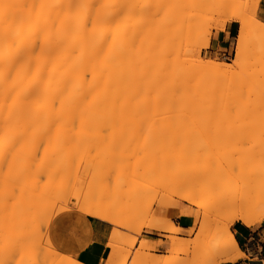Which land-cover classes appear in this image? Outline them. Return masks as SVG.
<instances>
[{"label":"bare ground","instance_id":"bare-ground-1","mask_svg":"<svg viewBox=\"0 0 264 264\" xmlns=\"http://www.w3.org/2000/svg\"><path fill=\"white\" fill-rule=\"evenodd\" d=\"M156 1L158 2V0H0V186H2L0 188V198L2 196V198L4 199L9 196L4 201L3 199L0 200V220H2V218H5L3 219L4 222L0 221V223L3 224L0 225V228H2L0 231L3 232L4 230H6L5 232L0 233L2 234L0 235L1 237L4 236L6 238H9V232H12V228H14H9V221L8 218L5 217V215H7L10 211H16V213H18L19 215L20 207L24 206V203H26H23L22 201H25L26 197H28L29 199L31 198L33 200L35 198V201L37 200V198L38 200H40L39 195L41 193L40 191V194L37 192V187H39L40 183V178H38V176H41L48 172L50 173V170H53L51 168L54 167V165L58 166L59 172H61V170H64L67 173H70V171L71 174L73 173L71 170L72 166L66 167L63 164L59 165V161L61 160H58V158H56L57 156L55 157V155L54 157L46 156L44 159L41 156L42 159H39L41 162H38V159H36V156L39 152L38 150H40V148L36 146L38 145V142L45 141L46 145H44L47 146V142L48 144L50 142V144H53V142L59 140L61 136H66L64 139L68 141L69 135L72 132V128L75 131L74 126H77L76 128L78 130H76L78 133H75L77 134L79 139L83 136V134H85L82 131H85V129L93 130L89 132H95L96 130V132L94 133L95 136L92 133H90L89 135L88 131H85L86 133H88L89 136H91L89 142L91 141L92 137L98 139L99 135L102 134L98 140L94 138L96 142H94V140L91 141L93 143H98L99 145L101 143H104L103 139L108 138V136L107 138H104L106 137V135L104 136L105 133L103 132L105 130L108 131L109 129H111V125L108 121V118L110 117V119H113L114 117H117L120 119V116H117L116 114L126 116L127 114H134L137 115V117L138 115L143 118L145 117L144 119H152L157 115L160 116H158L159 118H163L162 116L165 115L168 116V114H173L177 116L181 115L182 108L184 106V99L186 100L185 92H187V90L184 89V86L186 85L184 84L185 64L183 62V54L185 53L182 54L180 52V47L182 45L179 46L180 44L177 40L176 43L174 40L169 39V37L167 38V36L169 35L167 34L165 36L164 32L161 29L160 23L158 24L157 21L159 14L157 13V17L156 12L158 4ZM174 1L176 3L180 2V0ZM161 9L163 8L161 7ZM232 17L230 16V18ZM235 18L239 19L236 16ZM241 22V31L239 39L236 43L235 57L233 59L232 64L226 62L215 63L212 61L204 64L202 63V61H198L201 65L203 64L202 68L208 70L211 74L213 73V75H215V77L217 78H223L226 76L229 79L233 75V72L235 73L236 70L240 72V70L245 67L248 51L247 46H245V44L243 43L242 36L246 31H248L246 30V28L248 29V27L246 26L245 28L246 23L242 20ZM262 27L264 28V24L262 25ZM168 31L171 36L172 33H170V30ZM173 45H177V48ZM172 47H175V49H173ZM251 70L252 71H249L248 68V74L245 72V74H247V77L243 79V76L245 77L246 75H242V77L240 76V79L242 80L239 79V81H236V83H230L231 86L229 84L227 85L229 87H225L226 85L224 84L225 88L228 89L231 87L232 90H235V88L241 86V83L243 84V82H249V80H252V84L249 82L251 85H248V88L243 87L244 89L240 93H238L236 98L234 97L235 95L232 97L235 98V100L233 99L234 101H230L224 106L219 104L215 105L214 103L213 106H207L206 104H204L206 105L204 109L208 113L210 111V114L211 112H216L218 116L223 119L220 122H223L222 124H224L226 127H230L233 125L236 126V128L233 127V130H231V128L229 131L223 130V128H221V131H226V133L228 132V135L232 136L230 137L231 139L234 137L235 134H237L240 135V138H238L237 136L238 139H241L242 137V140H244V134L245 141H242L244 143L248 141L253 142L255 145L256 141H261L260 144L256 142L257 145L255 146L256 148H258L257 146L259 145V153L261 152L264 154V64L260 63L257 67H253V69ZM242 71L245 70L243 69ZM187 81L191 83L190 80ZM224 83L227 82L225 81ZM247 84L243 85L246 86ZM229 95L233 94L229 93ZM207 107L209 111L206 110ZM192 111L193 107H190L188 114H191ZM201 112L203 113V110ZM198 115L197 113L196 117H194V115L192 117H188L187 115V117H185L184 119L187 121L190 120L189 123H191L192 125L199 124L200 127H202L201 125L204 126L205 124V118L203 117L204 120H202V118L200 119V115L199 117H197ZM100 119L103 124L100 122ZM199 120L201 121L198 122ZM76 121L78 123L77 125L75 124ZM98 122H100V124H102L103 126L98 125ZM207 123L208 121H206V124ZM215 124L217 123L215 122ZM79 125H83V127L80 128ZM86 125H88V127ZM108 127L109 129H107ZM112 127L116 129L115 127L117 126L113 124ZM79 131L81 132V134H83L78 135L80 133ZM111 132H113V129L110 130L109 134ZM117 132L119 133V137L122 139V135L124 133H120L121 131L119 132V130H117ZM226 133L224 132L223 134L226 136ZM220 134L223 136L222 132L219 131V135ZM88 135L86 137L85 134L86 140L83 139V141L85 140L84 143H82L80 146L77 145L79 147L78 150H80V152L82 153H86L85 151H87V147L86 150L85 148H82L81 150L80 147L84 146L83 144H85L87 139H89ZM216 135L219 136L218 133ZM113 136L114 134L112 136L110 134L109 137L111 138ZM33 138H36L35 141H37L34 143V147L31 145V143L33 142ZM113 138H116V136ZM120 138L118 140H121ZM227 138L230 139L229 136ZM63 140L60 144L64 142ZM83 141L80 140V143ZM125 141L128 142L127 140ZM134 141V143H140L139 140H136V138L134 139ZM29 143L32 146L31 149L33 148L32 150L35 149V151H32L30 148H28V146H30ZM93 143H91V145L94 146L93 148L96 149V147L98 146H96L97 144L93 145ZM138 144L136 143L137 148H139ZM44 145L42 147H45ZM91 145L88 151H91ZM131 145L134 147V144H130L129 146ZM49 146L51 147V145H48L47 147ZM144 147L148 149L146 145ZM62 148L65 152H67L66 148H64L63 146ZM162 148H160L159 146L157 150L156 146H154L153 149V144L149 146L150 150H155H152V152H154L153 159H151V157H148L149 159L147 158L148 154L150 153L149 149L148 151L146 150L147 155L145 153H143L145 154L144 156L143 154H141L142 158L139 157L141 158V160L145 159L147 161L148 159V162L151 163V165L148 167L146 165V162L145 166L144 164H139L140 169H142V165L144 170V167H147L146 170L142 172V176L145 175V172L147 173L149 169H153L154 166L155 168L157 167L158 164H156V161H158L159 158V160H161L160 162L164 164L162 165L163 167L158 166L159 168H161V174L157 171L160 176L156 174L155 178L163 176H170L174 179L177 178L174 173L175 170L174 172L172 170V172L169 171V167L172 168L173 164H170L171 166L168 164V162L170 163L171 159H173V163L176 162L177 157L176 160L174 158L177 155L171 156L172 158H169V161H166L170 153L169 150L167 151V153L165 152L168 155L167 156L163 152L168 148ZM197 148H199V146ZM122 149L125 150L124 148ZM143 149L144 148H140V150L144 151L145 149ZM41 150L43 149L41 148ZM25 151L30 154L28 155L29 158H26ZM90 151L88 152V154L90 153ZM158 151H160V153L165 154L166 158H163V154V156L161 155L162 158L158 157ZM133 152V155H135L137 150H134ZM114 153H112L111 155H113ZM259 153L258 155H261ZM67 155L70 154L67 152ZM130 155L133 156L132 153ZM263 156L261 158H264ZM66 159L69 158H65L64 161H67ZM36 160L38 163H35ZM163 160L166 163L162 162ZM236 160L237 159H235V161ZM77 162L78 164L82 163V161ZM133 162V164L130 163V161L127 162V164L129 163L128 166H134V168H131L134 170L138 169V163H136V161ZM105 163H107V161ZM164 165L166 166V168ZM85 166L87 167L88 165ZM229 167L231 168V165H229ZM78 168L76 167V169ZM95 168L99 172V170L97 169L99 167L97 166ZM109 168H111V166ZM179 168L181 170L183 167ZM120 169H118V171ZM39 170L44 171V173L40 172V174ZM134 170H131L133 171V176L128 175L127 177L134 178L136 176L134 174L138 171L135 170V172ZM241 171V169H236L234 170V172L233 170L231 172L232 174L237 173L236 178H239V175L240 178H242L241 175H243V178L246 177L247 173L244 175V172L241 173ZM122 172H124V170ZM64 174L65 173H63V175ZM126 174L127 173H123L122 175ZM130 174L132 175L131 172ZM136 174L137 176H141L139 171ZM151 176H153L152 172ZM232 176H236V174ZM68 178L71 177L65 178L64 176V183L65 181H67ZM73 178L75 179V177ZM137 178V180H140V177ZM153 178L154 177H152V179ZM61 179L63 178H60V180ZM106 179L107 178H105V180ZM143 179L149 180L150 178L147 176L146 179V177L143 176L141 180ZM44 180L42 181L44 182ZM262 180L264 179L262 178ZM48 181L45 182L47 185ZM175 181H177V179ZM51 182L52 180L50 181V183ZM45 183H43L44 185L40 183V185L42 184L41 187H45ZM56 183L60 184L59 181H57ZM238 183L239 182H237V184ZM12 184L14 186H12ZM31 184L32 186H30ZM248 184H246L244 187V184L240 183V185H243V188H245V190L243 191L241 187V193L239 189L240 185H237L234 186V188L236 187L234 191L230 190V192H226L225 194L227 196L225 197H222L224 193L216 192L213 195H209L206 200L208 206L211 208L225 207L231 212L229 215V221L224 224L219 230V232L216 234V236L221 237V240L218 241L220 243L217 242L218 244H216L215 242V246L214 244H212V251L223 252V254L225 255V260L223 261L224 263L237 261L245 256L238 246L236 237L231 232L232 224L235 221H240L242 224L249 227L256 226L264 222V200L262 201L256 199L257 194H250L248 192V189H246L249 188ZM53 186L55 185H52V190H54V193L53 191L51 192V190L50 192L48 191V189H51V187H46L48 189L44 188V191L42 190V188H40V190L42 191V193L44 192V194L48 191L47 196L46 194L42 195L46 196V198L50 197L53 199L55 197L54 194H57L55 198H57V196L60 197V193H58V191L62 192L59 189H62L63 187L60 188L59 185H56L55 188ZM70 187L63 188V191L65 192V194L62 192L63 197L64 195L66 197L67 192L71 189ZM67 188L70 189L67 190ZM31 190L34 192H32ZM28 191L30 195L28 194ZM245 191H247L249 194ZM3 192L4 194L7 193L8 195H5L4 197L2 195ZM17 193L19 194L14 195ZM177 193L178 192L174 194L176 195ZM26 194H28V196H26ZM48 194L50 196H48ZM12 196L14 197L12 198ZM15 196L24 197H18L19 200L22 198L20 204L12 203L11 200H16V203L19 202ZM179 197L183 198V195H179ZM46 198L43 197L41 199L43 200ZM9 199H11V203H9ZM59 200H61V197ZM191 201L192 200H190V202ZM4 202L6 204L9 203V207L7 206V209L6 204ZM11 205L12 208L10 209ZM17 205L21 206L18 207ZM33 205L36 204L34 203ZM49 205L51 207V204ZM52 206L54 207V205ZM50 207L48 208L49 211L51 210ZM8 208L10 209V211L8 210ZM11 212L9 214H11ZM27 218L28 217H26V219ZM28 221L30 222V220ZM7 230L10 231L7 232ZM179 233L180 228L176 225H172L171 231L169 235L165 237V239L167 241L174 242L177 239L176 236ZM14 234L13 238H15ZM15 235L18 236L17 234ZM4 237H2L1 239V241L3 240V245L5 239ZM5 242H7V240ZM13 242H11L12 244L7 243V248H13V246H9L13 244L14 246H17ZM152 243L153 242L151 240L145 239L144 241H142V246H147L148 244ZM21 244H23V240ZM4 248L6 249V247ZM16 248H9V250H7H14L15 252ZM3 249L2 251H0V255L2 256L4 255L1 253H4L6 251L5 250L3 252ZM14 252L12 253L14 254ZM6 254L7 253L5 252V255ZM2 256H0L1 259ZM214 256L215 255H213V258ZM19 258H21V256H19ZM149 259L152 260V257H149ZM10 263L14 264L15 261ZM158 264H166V260L164 258H159Z\"/></svg>","mask_w":264,"mask_h":264},{"label":"rangeland","instance_id":"rangeland-1","mask_svg":"<svg viewBox=\"0 0 264 264\" xmlns=\"http://www.w3.org/2000/svg\"><path fill=\"white\" fill-rule=\"evenodd\" d=\"M175 3L176 2L174 0H158L157 2L158 8H157V12L156 11L155 12L156 14L157 13L159 14V17L157 14V17H158L157 22L158 24L160 23L161 29L164 32L165 36L168 34L169 36H167V38L169 37V39L174 40L175 42L177 40L178 43L180 44L179 46L182 45L180 47L181 48L180 52L182 54L185 53L183 54V62L185 64L184 65V72H185L184 73V77H185L184 84L186 85L184 86V89L187 90V92H185L186 100L184 99V106L182 108L181 115L177 116L173 114H168L169 117L165 115V116H162L163 118H159L160 116L157 115L153 117L152 119H144L145 117L143 118L139 115L137 117V115H134V114H127L128 118L126 115L116 114L117 116H120V119L117 117L116 118L114 117L113 119H110V117L108 118L109 119L108 121L111 125V129H113V132H111L110 134L111 136L114 134L113 137L116 136V138L111 137L112 138L111 139L109 137L110 136L109 132L111 130L109 129L110 127L109 126L107 128L109 129L108 130L109 132L107 130H105L107 132L103 131L105 133L104 136L106 135V137L104 138H107V136L108 138L103 139L104 143H101L98 145V143L91 142L92 140H94L95 137H92L91 141L89 142L90 137H91L89 136L90 133H92L95 136L94 133L96 132V130L95 132H89L93 130L85 129L86 132L88 131L89 135L84 130H82L86 134V137L88 135V138H89L87 139L88 142L86 141V143L83 144L84 146L80 147L81 150L82 148H85L86 150V147H87V151H85L86 153H82L80 152V150H78L79 149L78 146L84 143L86 139H85V134L83 133H82L83 136L80 139L78 138L76 134L78 133L77 132L78 129L76 128L77 126H74L75 124L76 125L78 124L77 121L73 125L75 128V131L72 128V132L69 135L68 141L64 139L66 136H61V138L57 141H54L53 144H50L51 142L48 144L47 142V146L51 145V147L45 146L46 145L45 141L38 142V145H36L40 148V150H38L39 151L38 155L36 156L37 157L36 159H38V162H41L39 159L40 158L42 159V157L44 159L46 156L54 157L55 155V157L57 156L56 158H58V160H61L59 161V165L63 164L66 167L72 166L71 170L73 172L72 173L73 175L71 174V171L70 173H67L64 170H61V172H59L58 166L54 165V167L51 168L53 170H50L51 172L50 173L48 172L49 174L46 173L48 175L43 174L41 176H38L36 174L38 178H40L39 182L42 184L49 180L47 182L48 185L45 183V187L44 186L41 187L42 184L40 185L39 183V187H37L39 190L36 188L37 192L39 193L40 191L41 193L39 194L42 197L37 193L40 197V200H38L37 198V200L35 201V198L33 200L31 198L29 199L28 197H26L28 196L30 190L28 191V194H26L25 196L26 197L25 201L21 200L22 198H24L22 196H20L22 197L20 200L18 199L19 196H15L19 201L17 203H16V200H11V199L8 200V201L11 200L13 204H18V203L20 204L21 201L23 203L24 202L26 203H24V206L20 207V211L18 210L19 215L18 213H16V211L14 212L10 211V209L12 208V205L10 209L8 208L11 214H9L10 212L8 214L6 212L7 215H5V217L8 218L9 228H12V227L14 228H12L13 233L9 232L10 234L9 238L2 236L5 238L3 239H4V245L6 246L2 244L3 240L1 241L2 237L0 236L1 237L0 238V241H1L0 248L3 249L4 247H6V249L5 248L3 249V252L6 250L5 252L7 253L6 255H5V252L1 253L4 256L0 255L2 256V259L0 257V264H11L10 262H14V261L17 264L19 262H20L19 264H83L79 262L78 260H76L75 258L71 256L63 255L59 253L57 250H55V248L53 247L47 235V230H48L51 220L57 215V213L59 214L61 213V211L63 212L69 207H74L78 209L79 211L87 214L94 220H99L100 222L104 223L105 234L107 235V246L111 250V253L109 254L105 264H158L159 258H164L166 260V264H223L224 263L223 261L225 260V255L223 254V252L212 251V248H213L212 244H214L215 246V242L216 244L220 243L218 241L221 240V237L216 236V234L219 232L221 227L229 221V215L231 212L225 207L224 208L223 207L222 208L209 207L206 201L207 197L209 195H213L216 192L224 193L222 197H225L227 196L225 194L226 192L228 191L230 192V190L234 191V189L236 188V187L234 188V186L240 185L241 183V184H244V187H245V185L249 183L248 184L249 188H246L248 189V192L250 194L251 193L257 194L256 199L263 201L264 200V197H263L264 196V180H262V178L264 179L263 177L264 158H261V157L264 154L261 152L259 153L258 151L259 145L257 146L258 148H256L255 146L257 145L256 142L260 144L261 141H256L255 145L253 142H248L247 140H246L247 142L244 143L242 142V141H245L244 134H243L244 140H242V137L241 139H238L240 138V135H237V134H235L234 137L231 139L230 137L232 136L228 135V132L226 133V131H221L222 130L221 128H223V130L229 131L231 128H232L231 130H233V127L236 128V126L233 125L230 127H226L224 124H222L223 122H220L223 119L220 118V116H218L216 112H211L210 114L208 107L206 108V110H208L209 113L205 111L204 108L206 107V105L213 106V103L215 105L219 104V105L224 106L228 102L234 101L238 93H240L244 89L243 87L246 88L248 85L252 84L251 83L252 80L251 81L249 80L251 84L249 82H243V84H247V83L249 84L245 86L241 83L242 87L238 86L241 89L238 87L235 88V90L234 89L232 90L231 87L228 89L225 88V87H229L227 85H229L230 83H234V82L236 83V81H239L240 76L242 77V75H246L245 77L243 76V79L246 78L248 74L247 72L248 68H249V71H252L251 69H253V67H257L258 64L260 63L264 64V28L262 27V25L264 24L263 23L264 22L263 20L264 9L261 7V0H193V1L192 0H180V2L176 3V5ZM161 7L163 9H161ZM230 16L231 17L234 16V17L230 18ZM235 16L239 19H236ZM241 20L246 23L245 28L246 26L248 27V29L246 28V30L248 31H246L244 35L242 36L243 43L245 44V46H247V51H248L247 58H246V64H245V67L243 68L245 71H242L243 70L242 69L240 70L241 72L240 73L238 70L236 71L234 70L235 73L234 72L232 73L234 76L232 75L230 77L228 75L230 77L229 79L226 76H225L226 78L225 77L217 78L215 77V75H213V73L211 74L208 70L202 68L203 64L201 65L200 62L202 61V63L204 64L210 61L215 62V63L226 62V63L232 64L233 59L235 57L236 43H237V40L239 39V35L241 31V26H242ZM168 30H170V33H172L171 36L168 33L169 32ZM219 34H227L231 36V41L233 42V47L231 48L229 54H227L226 56H215L209 52L212 39L214 37H217ZM177 45L176 46L173 45V46L177 48ZM175 47L174 48L172 47V48L175 49ZM245 72L247 74H245ZM187 80H190L191 83L188 82ZM224 80L227 83H224L225 82ZM228 80L229 81L232 80V81L229 82ZM229 93L233 95H229ZM233 96L235 98H232ZM195 100H196V104H195ZM208 101L210 104L208 103ZM190 107H193V111H192L193 114L192 113L188 114ZM202 110H203V113L201 112ZM196 113L197 115L199 113L200 119L202 118V120H204L203 117L205 118V121H204L205 124H206V121H208L206 125L204 124L205 127L203 125H201L202 127H200L199 124H194L195 125L194 126L191 123H189L190 120L187 121L184 119L185 117H187V115L188 117L189 116L192 117L193 115L194 117H196ZM213 113H216V114H213ZM199 115L197 117H199ZM200 121L201 120H199L198 122ZM100 122H101V119H100ZM100 122H98V125L101 126L103 123L101 122L102 124H100ZM215 122L217 124H215ZM86 124H89V123H86ZM113 124L117 126L115 127L116 129L112 127ZM83 125L81 126L79 125L80 128L83 127ZM86 126L88 127V125ZM218 127L220 130L218 129ZM117 130H119V132L121 131L120 133L122 132L124 133L122 135L123 137L121 136L122 139L119 137V133L117 132ZM218 130L222 132V134L225 132L226 136L227 137L229 136L230 139H228L224 134L223 136L221 134L219 135ZM98 133H97V136H98ZM217 133L219 136L216 135ZM80 134L81 132L78 135ZM140 134H141V137H140ZM101 135L102 134L99 135V138ZM34 137H37V136H34ZM235 137L237 138V140ZM119 138L121 140H118ZM135 138L137 141L139 140L140 142L139 144L138 142H136L139 148H137L136 143H134ZM83 139L85 140L83 141ZM35 140L36 138H33L32 140L33 142L32 143L30 142L33 147L35 145L34 143L37 142ZM62 140L64 142L60 144ZM80 140L83 142L80 143ZM125 140H127L128 142H126ZM94 142H96V140H94ZM125 142L128 144H126ZM91 143H93V145L97 144L96 146L98 147H96V149L93 148L94 146H92ZM130 144H134L135 148L132 145L129 146ZM152 144H153V149H154V146H156L158 150V147L160 146V148H162V145L164 149L168 148L165 151L163 150L164 151L163 153L165 152L167 153L168 150L170 153L169 156L165 153L168 156L166 161H169V158L170 159L172 158L171 156L177 155L175 156L174 159L176 160V157H177L178 162L176 161L173 163L172 162L173 159L170 160V163L168 162L169 165L173 164L172 168L169 167V171L174 172L175 170L174 173L177 176V178L175 177L177 181H175L176 179L171 178L170 176L169 177L163 176V177L155 178L156 177L155 175L158 174L157 171L160 173L161 168L159 167L164 164L160 162L161 160H159V158H158V161H156V164H158L156 168L159 170H157L154 166L156 170L154 168L153 169L151 168V170H153L151 171L149 167L148 169L150 170V172L148 170L147 173L145 172V175L143 176H145L146 179L148 176L150 179L149 180L143 179L144 181L141 180V178H143L142 172H144L146 168L151 165V163L148 162L149 161L148 157H151V159L154 158V152H152L153 149L152 150L149 149V146H151ZM31 145L28 146V148L31 149L32 147ZM43 145L45 147H42ZM61 145L64 148H66L67 152L70 155H67V152L63 150ZM90 145L92 146V149L91 151L89 150L90 153L88 154L89 152L88 149H90L89 148ZM112 145H113V148H112ZM145 145L150 150V153L151 152L153 153V154L152 153L150 154L148 152L149 154L147 156L148 158L147 161L145 159L141 160L142 158L141 154L145 153L147 155L148 149L144 147ZM197 145L199 146V148H197L198 147ZM41 148L43 150L45 148L46 149L43 151L41 150ZM122 148H124L125 150H123ZM140 148H144L145 150L143 149L144 151H142L140 150ZM133 149L137 150L135 155H133L134 154ZM32 151H35V149ZM171 151H173L174 154ZM25 152H26L25 153L26 158H29L28 155L30 154L27 151ZM114 152H117V153H114ZM112 153L114 154L111 155ZM131 153L133 156L130 155ZM163 153H160V151H158V154H159L158 157L162 158L161 155ZM258 153L261 154L262 156L258 155ZM145 154H143V156ZM165 154H163L164 155L163 158H166ZM65 158H69V159H66L68 162L64 161ZM235 159L237 160L235 161ZM77 161H80V162L82 161V163L78 164ZM106 161L108 164L105 163ZM129 161L132 164L134 163L133 161H136V163H138V166L139 164H144L145 166V162H146L147 167H144L145 170L142 167L143 165L141 166L142 169H140V166L139 168L137 167L140 170L135 169L136 171L138 170L140 172L141 176H137L136 173L138 171L136 172L134 169H131V168H134V166H131V167L128 166L129 163L127 164V162ZM38 162L36 160L35 163H38ZM147 162L149 163V165ZM162 162H165V161L163 160ZM238 162L240 165L238 164ZM120 163H121V166H120ZM85 165H88V166L86 167ZM229 165H231V168L229 167ZM238 165L239 167L241 166L242 168L241 167L239 168ZM97 166L99 167L97 168L99 172L95 168ZM110 166L111 168H109ZM126 166H128L129 168ZM76 167L77 168L79 167V168L76 169ZM179 167H183V168L180 170ZM74 168L76 169V171ZM235 168L237 170L241 169L242 170L241 173L244 172V175L247 173L246 174L247 176L243 178V175H241L242 178H240V175H239L240 179L236 178L237 173L232 174L231 172L232 170L234 172V170H236ZM118 169L120 170L118 171ZM123 170L124 172H122ZM131 170H134L136 172L134 174L136 175L134 178L127 177L128 175L133 176V171ZM40 172L44 173V171L39 170V173ZM106 172L108 173V175ZM130 172L132 173V175L130 174ZM151 172L153 176H151ZM237 172H240V171H237ZM63 173L65 174L63 175ZM123 173H127V174L122 175ZM235 174L236 176H232ZM64 176L65 178L66 177H71V178H68L67 181H65L64 183L63 181L65 180ZM73 177H75V179ZM137 177H140L139 179L142 182L140 180H137L138 179ZM152 177H154L155 179L154 178L152 179ZM60 178H63L61 179L62 181L60 180ZM105 178L107 179L105 180ZM42 180H44V182ZM51 180L52 182L50 183ZM57 181H59L60 184L56 183ZM237 182L239 183L237 184ZM52 185H55V186L59 185L60 188L62 187L65 188V187H70V186L72 187H70L71 189L67 188V190L68 189L70 190L67 192L66 197L65 195L63 197L62 195V192L65 194V192L63 191V188L59 189L62 191V192L58 191V193H60L59 195L61 197V200H59L60 199L59 196L55 198L57 194H54L55 195L54 199L50 197L46 198L48 191L50 192L51 190V192L53 191L54 193V190H52L53 189ZM12 186L14 185L12 184ZM30 186H32V184ZM1 187L2 186H0V188ZM46 187H49V188L51 187V189H48ZM239 187H240L239 188L240 193L242 190L243 191L245 190V188H243V185L242 186L240 185ZM241 187H242V190H241ZM40 188H42L43 191H44V188L48 189L47 193L45 192L46 196H44L45 194L44 192L42 193ZM175 191L178 192L176 195L174 194L176 193ZM179 192H182V193H179ZM245 192L248 193L247 191ZM18 194L19 193L14 194V195H18ZM2 195L5 197V195L7 196L8 194L7 193L4 194L3 192ZM179 195H183V198L179 197ZM48 196L50 195L48 194ZM13 197L14 196H12V198ZM43 197L46 198V199H43L44 202L41 199ZM6 198L3 199L1 196L0 200L3 199L4 201ZM190 200L192 201L190 202ZM11 201L9 203H11ZM31 202L32 203L34 202L36 205H33L34 203L32 204ZM9 203L8 204L5 203L6 209ZM49 204H51V207H53L52 205H54V207L51 208ZM48 206L50 207L52 211L51 210L49 211ZM13 208H16V207H13ZM170 210H173L178 215L193 218L194 224H193V227L190 229V234H189L188 239L180 238L179 237L180 233H179L176 236L177 239L174 242H170V241H167L165 243L159 242L165 245V251H164V254L157 255L156 254L157 252L156 244L152 243V244H148L147 246H142V241H144L145 239H141V237L145 230H150V231L157 230L160 233L164 234L162 236L164 238L167 235H169L172 225H175L172 223V220L170 216L168 215V212ZM26 217H28L27 219L30 220V222L26 219ZM3 219L5 218H2V220L0 221L4 222ZM239 222L240 221H235L232 224V226ZM0 225H3V224L0 223ZM259 225L264 226V222ZM1 229L2 228H0V230ZM5 231L6 230H4L3 232ZM8 231L10 230H7V232ZM181 231L182 230L180 229V232ZM3 232L0 231V233H3ZM14 233L20 236L18 237ZM13 234L15 238H13ZM6 240L7 242H5ZM16 240L17 241L19 240V241L17 242ZM22 240H23V244H21ZM11 242L15 243V245L17 246H14V244L9 245V246H13V248L18 247L15 249V252L14 250H10L14 252V254L8 251L9 248L13 249L12 247L7 248L8 244H12ZM2 249H0V251H2ZM17 250L19 253L17 252ZM8 253H9V256H8ZM213 255H215L214 258H213ZM19 256H21V258H19ZM149 257H152V260H150ZM243 258H245V256Z\"/></svg>","mask_w":264,"mask_h":264},{"label":"crops","instance_id":"crops-1","mask_svg":"<svg viewBox=\"0 0 264 264\" xmlns=\"http://www.w3.org/2000/svg\"><path fill=\"white\" fill-rule=\"evenodd\" d=\"M261 7L264 9V0H261ZM232 47L231 36L219 34L212 39L209 52L215 56H226ZM168 215L172 223L182 230L179 237L188 239L194 224L193 218L178 215L173 210H170ZM231 232L236 237L245 258L223 264H264V226L247 227L239 222L231 227ZM47 235L55 250L83 264H105L111 253L107 246L104 223L94 220L74 207L67 208L51 220ZM163 235L157 230H145L141 239L155 243L156 254L161 255L164 254L165 245L159 242H167Z\"/></svg>","mask_w":264,"mask_h":264}]
</instances>
